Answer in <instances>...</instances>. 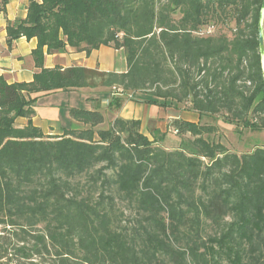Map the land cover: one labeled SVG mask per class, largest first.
<instances>
[{
    "label": "trees",
    "instance_id": "obj_1",
    "mask_svg": "<svg viewBox=\"0 0 264 264\" xmlns=\"http://www.w3.org/2000/svg\"><path fill=\"white\" fill-rule=\"evenodd\" d=\"M263 2L32 0L7 33L37 39L39 72L0 77V264H264V147L231 152L215 126L175 120L169 151L140 121L99 129L104 115L84 109L62 136L32 124L33 96L110 89L264 130ZM209 27L232 35H199ZM67 47L124 51L128 70L46 69Z\"/></svg>",
    "mask_w": 264,
    "mask_h": 264
},
{
    "label": "crops",
    "instance_id": "obj_2",
    "mask_svg": "<svg viewBox=\"0 0 264 264\" xmlns=\"http://www.w3.org/2000/svg\"><path fill=\"white\" fill-rule=\"evenodd\" d=\"M31 1L0 0V77L9 84L31 83L34 81L35 74L39 72L33 58V51L38 46L37 39L21 38L11 45L8 43V26L27 18ZM35 1L41 2V0ZM72 67L99 70L105 73H125L128 70L125 52L108 47L94 50L90 55L67 47L64 53L45 56L46 69L65 70ZM33 97H38V100L34 106L36 115L32 119V124L46 137L62 136L64 130L77 126L71 117V109L101 112L105 117V123L99 129H109L116 119L140 121L141 132L152 141L159 137L164 138L175 120L199 124L207 117L200 116L184 105L177 107L163 100L156 101L143 93L130 95L122 90L82 89L57 91ZM28 124L29 120L25 118L16 121L19 128H24Z\"/></svg>",
    "mask_w": 264,
    "mask_h": 264
},
{
    "label": "rangeland",
    "instance_id": "obj_3",
    "mask_svg": "<svg viewBox=\"0 0 264 264\" xmlns=\"http://www.w3.org/2000/svg\"><path fill=\"white\" fill-rule=\"evenodd\" d=\"M179 18V15L176 16ZM224 31L229 36L232 35L230 29L220 30L219 28H213L211 35H216L218 32ZM203 125L215 126L218 132L210 137V140L223 144L229 151L235 153H247L256 149V147H264V131H253L245 126H236L226 124L222 116H207L202 120ZM163 137H159V141H162ZM180 138L173 134L170 130L164 137V140L160 146L166 150H173L179 147Z\"/></svg>",
    "mask_w": 264,
    "mask_h": 264
},
{
    "label": "water",
    "instance_id": "obj_4",
    "mask_svg": "<svg viewBox=\"0 0 264 264\" xmlns=\"http://www.w3.org/2000/svg\"><path fill=\"white\" fill-rule=\"evenodd\" d=\"M259 43L262 67L264 70V2L260 12L259 18Z\"/></svg>",
    "mask_w": 264,
    "mask_h": 264
},
{
    "label": "built area",
    "instance_id": "obj_5",
    "mask_svg": "<svg viewBox=\"0 0 264 264\" xmlns=\"http://www.w3.org/2000/svg\"><path fill=\"white\" fill-rule=\"evenodd\" d=\"M212 33H213V27H209V28H207V30L201 31L199 33V35H201V36H210ZM172 132H173V134L177 135L176 131H172Z\"/></svg>",
    "mask_w": 264,
    "mask_h": 264
}]
</instances>
